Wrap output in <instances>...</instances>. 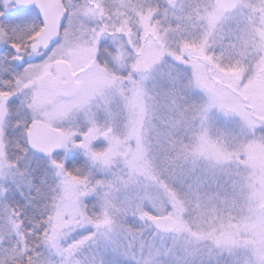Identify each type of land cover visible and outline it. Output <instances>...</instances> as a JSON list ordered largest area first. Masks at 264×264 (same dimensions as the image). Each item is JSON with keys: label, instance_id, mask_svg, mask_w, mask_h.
I'll return each mask as SVG.
<instances>
[{"label": "snow or ice", "instance_id": "1", "mask_svg": "<svg viewBox=\"0 0 264 264\" xmlns=\"http://www.w3.org/2000/svg\"><path fill=\"white\" fill-rule=\"evenodd\" d=\"M0 264H264V0H0Z\"/></svg>", "mask_w": 264, "mask_h": 264}]
</instances>
